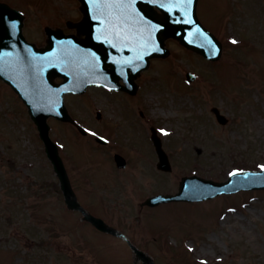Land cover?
<instances>
[{"label":"rangeland","instance_id":"1","mask_svg":"<svg viewBox=\"0 0 264 264\" xmlns=\"http://www.w3.org/2000/svg\"><path fill=\"white\" fill-rule=\"evenodd\" d=\"M13 1L31 14L25 29L31 41L40 35L34 28L40 14L44 22L51 17L57 26L78 17L76 0ZM198 13L210 31L233 45L224 47L223 59L212 64L168 41L171 55L152 61L151 72L142 79L139 101L161 130L172 175L153 171L156 157L147 149L153 164L147 179L139 176L144 167L135 166L136 182L123 186L118 204L92 209L129 238L147 242L156 264H264V192L202 204L139 207L145 195L174 191L176 179L191 171L222 181L236 167H264V0H199ZM187 71L198 82L186 85L182 76ZM113 102L99 89L65 97L70 114L96 131L100 123L95 110ZM212 107L230 120L228 125L219 126ZM51 124L72 186L84 198L90 189L82 182L84 174L91 176L89 171L98 168V155L109 163L111 150H100L92 139ZM44 157L25 107L0 83V264H132L133 255L125 254L123 243L108 238L103 243L91 234L94 229L78 220L76 211L65 210L58 181ZM103 178L100 171L101 186ZM86 237L100 242V250ZM107 243L111 245L104 250Z\"/></svg>","mask_w":264,"mask_h":264},{"label":"water","instance_id":"2","mask_svg":"<svg viewBox=\"0 0 264 264\" xmlns=\"http://www.w3.org/2000/svg\"><path fill=\"white\" fill-rule=\"evenodd\" d=\"M79 1L82 4L81 11L84 14V20L77 24L76 28L78 34L85 36V39L63 37L59 31H48L49 37L52 33V40H54L52 46H57L58 51L56 61L58 73L55 76L64 78V82L55 87L52 86L56 104L45 112L39 110V105L33 98L34 76L37 77L39 74L42 76L48 69L46 63L41 59L43 56L36 57L38 55L34 49L22 41L20 34L22 21L16 13L9 11L6 20L0 26V78L7 81L28 105L29 114L39 128L46 153L60 180L61 189L70 209H80V207L74 197L57 149L48 139V128L45 123L48 116H54L63 121L70 120L61 104L62 95L68 92L83 93L90 84L111 87L118 80V76H115L116 71L120 72L119 77L132 80L140 70L148 67L150 58L166 55L167 52L163 49L164 40L170 37L211 60L217 61L221 55L220 44L211 34L204 31L196 19L198 0H193L191 4H188L187 0ZM154 8H157L160 14ZM12 25H15L13 31L16 30L18 35L19 45L17 48L19 51L14 56L10 52L8 53L10 68L7 69L5 49L7 46L11 47L12 44L4 43L7 36L4 26L10 31L9 28ZM7 37L12 38L11 35ZM63 46L72 50L70 55L66 57L63 55ZM100 46L104 50V53L101 52V56ZM49 47L51 44L48 45ZM40 61H42L43 67L34 74ZM108 66L112 68L108 70ZM14 68L15 72H18L20 79L18 82L12 81ZM130 71H132V75L128 74ZM217 117L221 123H225L222 117L218 115ZM156 145L160 152L159 143L157 142ZM160 160L158 167L169 170L166 158ZM263 187L264 172L234 175L224 184L196 177L185 178L181 183L180 192L176 196L167 198L159 195L155 199L148 200L146 205L154 206L172 200L202 201L219 194ZM86 219L101 231H112L97 219L91 217H86ZM137 254L144 264H153L148 257L138 252Z\"/></svg>","mask_w":264,"mask_h":264},{"label":"flooded vegetation","instance_id":"3","mask_svg":"<svg viewBox=\"0 0 264 264\" xmlns=\"http://www.w3.org/2000/svg\"><path fill=\"white\" fill-rule=\"evenodd\" d=\"M121 103H116L115 104V107L111 108L110 111L107 113L108 116H113V117H118L117 115L121 116L123 113L122 111V108H121ZM104 121V120H103ZM127 120H124V122H126ZM106 122V120H105ZM116 128H118L119 132L121 133H125L126 132V129L125 127L121 126V124H117V123H107L105 124L104 126V129L103 131L105 133H108L110 134L112 131H115L116 132ZM131 168L127 166V168H125L122 172H126L129 171ZM131 171V170H130ZM132 179V175L129 176V175H123V178H118V181H130ZM124 184V183H123ZM107 195V200H105L104 198H101L99 201H98V206H100V211L102 210V207L104 205H110V206H114L117 204L118 200H119V197L120 195L117 193H119V188L116 187V185H111L110 186V189H104V191ZM100 218H102L103 220H105V216L103 215H100ZM136 245L138 243L134 242Z\"/></svg>","mask_w":264,"mask_h":264},{"label":"snow or ice","instance_id":"4","mask_svg":"<svg viewBox=\"0 0 264 264\" xmlns=\"http://www.w3.org/2000/svg\"><path fill=\"white\" fill-rule=\"evenodd\" d=\"M188 4H191L193 2V0H187ZM185 22H189V21H185ZM15 27V25H13ZM232 43H237L235 40L232 41ZM167 134V133H165ZM236 173H232V175H235Z\"/></svg>","mask_w":264,"mask_h":264}]
</instances>
